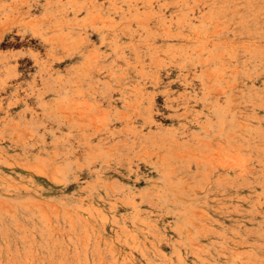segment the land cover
<instances>
[{
	"label": "rangeland",
	"instance_id": "1",
	"mask_svg": "<svg viewBox=\"0 0 264 264\" xmlns=\"http://www.w3.org/2000/svg\"><path fill=\"white\" fill-rule=\"evenodd\" d=\"M0 264H264V0H0Z\"/></svg>",
	"mask_w": 264,
	"mask_h": 264
}]
</instances>
